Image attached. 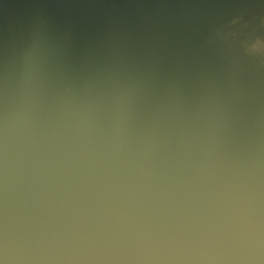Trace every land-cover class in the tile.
Listing matches in <instances>:
<instances>
[{
    "label": "clouds",
    "instance_id": "9594fccd",
    "mask_svg": "<svg viewBox=\"0 0 264 264\" xmlns=\"http://www.w3.org/2000/svg\"><path fill=\"white\" fill-rule=\"evenodd\" d=\"M198 84L69 70L0 85V264H264V22H223Z\"/></svg>",
    "mask_w": 264,
    "mask_h": 264
},
{
    "label": "water",
    "instance_id": "95a60500",
    "mask_svg": "<svg viewBox=\"0 0 264 264\" xmlns=\"http://www.w3.org/2000/svg\"><path fill=\"white\" fill-rule=\"evenodd\" d=\"M264 22V0H0V85L37 50L69 70L118 72L191 89L218 24ZM250 84L264 128V71Z\"/></svg>",
    "mask_w": 264,
    "mask_h": 264
}]
</instances>
